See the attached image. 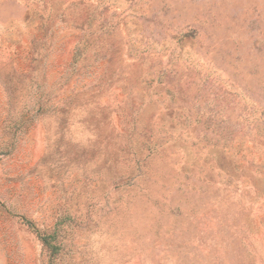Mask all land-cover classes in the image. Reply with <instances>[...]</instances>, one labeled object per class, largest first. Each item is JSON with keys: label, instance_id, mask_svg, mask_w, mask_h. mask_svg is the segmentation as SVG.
Returning a JSON list of instances; mask_svg holds the SVG:
<instances>
[{"label": "rangeland", "instance_id": "374dc122", "mask_svg": "<svg viewBox=\"0 0 264 264\" xmlns=\"http://www.w3.org/2000/svg\"><path fill=\"white\" fill-rule=\"evenodd\" d=\"M0 264H264V0H0Z\"/></svg>", "mask_w": 264, "mask_h": 264}]
</instances>
